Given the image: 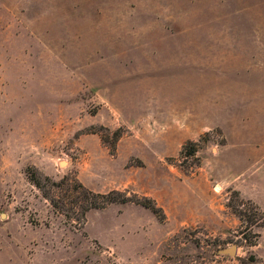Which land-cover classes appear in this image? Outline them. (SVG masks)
Masks as SVG:
<instances>
[{
	"label": "rangeland",
	"instance_id": "1",
	"mask_svg": "<svg viewBox=\"0 0 264 264\" xmlns=\"http://www.w3.org/2000/svg\"><path fill=\"white\" fill-rule=\"evenodd\" d=\"M231 191L264 215V0H0V264H264Z\"/></svg>",
	"mask_w": 264,
	"mask_h": 264
},
{
	"label": "trees",
	"instance_id": "2",
	"mask_svg": "<svg viewBox=\"0 0 264 264\" xmlns=\"http://www.w3.org/2000/svg\"><path fill=\"white\" fill-rule=\"evenodd\" d=\"M188 149V156H193L196 145L188 142L182 147ZM42 180L46 183L41 186L34 176H29V181L39 190L42 196L48 200L51 209L61 215L65 219H72L78 222L83 219L84 214L89 210L103 209L110 204L133 203L147 209L158 221H163V214L155 204L146 198L125 197L122 193L109 191L104 194L93 193L86 190L80 183L72 179L61 180L59 183L51 181L48 177L43 176ZM55 190L56 195H51V191ZM234 201L235 204H232ZM227 208L235 215L239 221L243 231L250 232L253 228H261L264 226V215L258 207L249 200L240 198L237 191H231L227 201ZM245 207V208H244ZM68 213L74 215L70 217ZM254 234L253 240L243 236L245 243L253 245L254 239L257 237Z\"/></svg>",
	"mask_w": 264,
	"mask_h": 264
},
{
	"label": "water",
	"instance_id": "3",
	"mask_svg": "<svg viewBox=\"0 0 264 264\" xmlns=\"http://www.w3.org/2000/svg\"><path fill=\"white\" fill-rule=\"evenodd\" d=\"M234 249H235V247L234 246H231L230 248H228V249H222V250H220L219 252H221V253H226V254H233L234 253Z\"/></svg>",
	"mask_w": 264,
	"mask_h": 264
}]
</instances>
